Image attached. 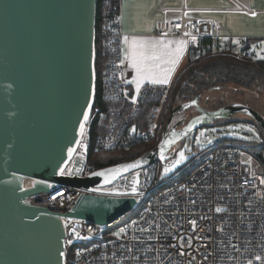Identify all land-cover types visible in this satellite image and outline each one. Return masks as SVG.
Wrapping results in <instances>:
<instances>
[{
    "label": "built area",
    "instance_id": "2783aa9c",
    "mask_svg": "<svg viewBox=\"0 0 264 264\" xmlns=\"http://www.w3.org/2000/svg\"><path fill=\"white\" fill-rule=\"evenodd\" d=\"M117 1L115 8L103 7L97 34L99 63L95 73L101 106H94V96L79 150L64 168L72 175L64 176L74 177L77 165H81L78 177L91 174L90 132L96 120L103 126L96 148L103 151L128 150L136 142H153L162 126L172 83L147 84L137 90L124 81L127 35L122 27V0ZM236 5L233 11L256 13L239 2ZM163 11H176L181 16L174 21L163 19L154 35L185 41L188 54L213 51L238 60L264 61V38L240 37L235 44L234 36L220 33L216 21L189 16L195 10L186 5ZM189 143L191 160L171 177H164L159 166L152 165L111 185L93 188V192L57 185L50 193L29 197L26 202L34 206L70 212L83 194L129 192L139 174L138 192L132 196L136 205L127 215L134 216L128 222L123 223L124 217L99 226L62 218L64 264H264V164L258 152L249 151L264 147V143L224 139L204 145L199 130L192 133ZM250 152L259 164L257 169L245 160ZM60 189L67 195L53 200V193Z\"/></svg>",
    "mask_w": 264,
    "mask_h": 264
},
{
    "label": "water",
    "instance_id": "95a60500",
    "mask_svg": "<svg viewBox=\"0 0 264 264\" xmlns=\"http://www.w3.org/2000/svg\"><path fill=\"white\" fill-rule=\"evenodd\" d=\"M97 1L0 0V264H64L62 218L115 223L136 205L131 196L140 176L135 192L83 194L70 212L34 206L29 197L57 185L93 192L153 164L171 167L178 156L172 148L237 112L249 114L264 132V117L256 110L234 104L209 111L200 107L198 94L172 111L158 145L137 160L88 177L77 176L81 165L74 177L60 175L81 140L83 114L90 115L93 105ZM192 107L197 116L182 128V122L169 128Z\"/></svg>",
    "mask_w": 264,
    "mask_h": 264
},
{
    "label": "trees",
    "instance_id": "16d2710c",
    "mask_svg": "<svg viewBox=\"0 0 264 264\" xmlns=\"http://www.w3.org/2000/svg\"><path fill=\"white\" fill-rule=\"evenodd\" d=\"M117 4V0L97 1L96 34L99 32L100 17L103 7L108 6L115 8ZM96 48H98V41H96ZM98 63L99 54L96 59L97 66ZM229 86L238 92L239 90H244L256 91L259 94H264V61H243L236 59L231 54L213 51L201 55H198L195 51L190 52L186 62L178 71L172 82V88L163 114L162 128L158 133L157 140L147 143H133L128 150H125L123 147H118L109 151L98 150L96 148V140L103 132V126L102 122L98 123V120H96L93 122L90 132L91 145L88 156L89 167L95 172L137 160L158 145L169 117L175 108L190 102L198 94L202 95L203 92L210 91L214 87H222V89H225ZM100 100V85L99 80H97L95 107L97 105L101 106ZM145 112H148V109L143 112L142 117H145ZM217 123L218 122L215 121L212 125ZM259 130L264 137V132L260 128ZM223 139L221 138L219 141ZM259 155L264 163V152H259ZM133 216L134 215L127 216L125 220H123V223L131 220Z\"/></svg>",
    "mask_w": 264,
    "mask_h": 264
},
{
    "label": "crops",
    "instance_id": "0c3cea01",
    "mask_svg": "<svg viewBox=\"0 0 264 264\" xmlns=\"http://www.w3.org/2000/svg\"><path fill=\"white\" fill-rule=\"evenodd\" d=\"M236 2L245 7L254 10L256 13L249 15L242 12L233 11L237 8ZM186 5L195 12L189 13V16L212 19L220 26L222 35L235 37H246L250 39L264 38V0H122L121 15L123 32L127 35L125 40V61L123 63V79L133 89H136L134 83L136 71L131 66L132 41H172V48L176 47L180 39L159 38L154 34L158 24L166 19L174 21L180 18L181 14L176 11L164 13V9L176 10ZM183 41V40H182ZM137 52H140L137 47ZM188 56L186 44L175 67L172 68L168 83L173 82L176 74L186 62ZM146 68L152 72L162 75L164 70L171 67L170 64L162 63L159 60L146 59L143 61ZM153 84L144 80L140 88ZM219 137L217 140H219Z\"/></svg>",
    "mask_w": 264,
    "mask_h": 264
},
{
    "label": "rangeland",
    "instance_id": "374dc122",
    "mask_svg": "<svg viewBox=\"0 0 264 264\" xmlns=\"http://www.w3.org/2000/svg\"><path fill=\"white\" fill-rule=\"evenodd\" d=\"M237 38L240 37L234 36L232 42L236 44ZM258 39L261 38H256L253 40H258ZM207 100L209 101L208 103ZM234 104L246 105L256 110L264 117V94L262 93L259 94L256 91L239 90L238 92L234 90V88L229 86L221 90H210L203 92L200 100V106L209 111L217 110L218 109L217 107L224 108L226 106H233ZM198 114H199L198 108L192 107L186 110L184 113L178 114L177 122H182L181 125H185ZM217 122L218 123L215 125L208 124L207 126H204L199 129V131L202 134V142L204 145L213 144L216 141V139H218L219 137H221L222 139L228 138V139H238L243 141L264 143V137L261 135V132L259 130L260 127L256 123L255 119L249 116V114L243 112H237L231 114L229 118L219 120ZM191 135L187 137L186 141H184L183 143L180 142V144L176 145V149L175 151H173V152H177L178 154L177 159L179 158V153L181 151L184 152V155L186 157L185 160H183L180 164L175 165V167H173V165L169 167L170 171L167 174H165L163 171L165 167L159 165L161 174L164 177H171L174 174L178 173L191 160L192 153L189 143ZM77 150H79V147L76 149V152ZM249 151H255L259 153V152H264V148L251 147ZM259 159L261 160L260 157ZM245 160L252 167L256 169L259 168V164L257 163V161L251 157V152L250 154L249 153L245 154Z\"/></svg>",
    "mask_w": 264,
    "mask_h": 264
},
{
    "label": "snow or ice",
    "instance_id": "6c2138e0",
    "mask_svg": "<svg viewBox=\"0 0 264 264\" xmlns=\"http://www.w3.org/2000/svg\"><path fill=\"white\" fill-rule=\"evenodd\" d=\"M179 27V25H177ZM187 35V33H185ZM195 39V37H193ZM127 42V38H125ZM176 47L172 48V41H165V40H157V41H132V54L130 57L131 60V66L135 69L137 75L134 83L136 84L137 90H139L141 83L144 80H148L150 83L153 84H166L168 83L169 76L171 74L172 68L175 67L176 63L178 62L180 55L182 54L184 50L185 41H177ZM137 47H139L140 52H137ZM146 59H153V60H159L162 63L170 64L171 67L164 70L162 75H158L154 72H152L150 69L146 68V66L143 64V61ZM89 119V115L87 112L83 114V121H87ZM81 122L80 124V135L83 136L85 125L84 122ZM251 131V129H250ZM74 150H69V156H71L72 152ZM186 157L184 155V152L179 153V158L175 160L173 167L175 165L180 164L183 160H185ZM138 163V162H137ZM135 165H127L126 167H134ZM164 173L167 174L170 171L169 167L164 168ZM60 175H72L71 171L65 172L64 168H61L59 171ZM94 175H104V173H94ZM133 191L135 192L136 189L134 188ZM60 195L57 193L56 195L52 196V199L55 200L56 196ZM217 211H221V209H217ZM195 224V221L192 222Z\"/></svg>",
    "mask_w": 264,
    "mask_h": 264
},
{
    "label": "bare ground",
    "instance_id": "6f19581e",
    "mask_svg": "<svg viewBox=\"0 0 264 264\" xmlns=\"http://www.w3.org/2000/svg\"><path fill=\"white\" fill-rule=\"evenodd\" d=\"M95 32H96V30H95ZM97 38H98V37H97V34L95 33V44H94V47H95V48H94V53H96V59H97V55L99 54V52H98V51H99V42H98V48H96V41H98ZM124 54H125V45H124ZM125 57H126V55H125ZM125 57L123 58V63H124V61H125ZM123 63H122V66H123ZM94 65H95L96 68L98 67V66L96 65L95 56H94ZM122 70H123V68H122ZM94 96H95V95H94ZM201 97H202V95H201ZM166 104H167V103H166ZM165 107H166V106H165ZM200 107H201V106H200ZM201 108H202V107H201ZM202 109H204V108H202ZM164 110H165V109H164ZM198 113H199V112H198ZM163 114H164V112H163ZM161 123L163 124V116H162V121H161ZM86 125H87V124H86ZM210 125H212V124H210ZM206 126H207V125H206ZM165 127H166V126H165ZM161 128H162V126H161ZM160 130H161V129H160ZM160 130H159V131H160ZM164 130H165V128H164ZM84 131H85V130H84ZM197 131H198V130H197ZM163 133H164V132H163ZM83 135H84V134H83ZM82 137H83V136H82ZM82 137H81V139H82ZM227 139H228V138H227ZM156 140H157V139H156ZM223 140H224V139H223ZM80 141H81V140H80ZM221 141H222V140H221ZM217 142H220V141L218 140V141H215L214 143H217ZM79 143H80V142H79ZM214 143H213V144H214ZM178 144H179V143H178ZM90 145H91V144H90ZM78 146H79V144H78ZM78 146H77V148H78ZM108 151H109V150H108ZM73 155H74V154H73ZM72 157H73V156H72ZM88 162H89V160H88ZM153 165H158V166H159V165H161V164L158 163V164H153ZM151 166H152V165H151ZM146 168H147V167H146ZM144 169H145V168H144ZM141 170H142V169H141ZM139 171H140V170H139ZM93 172H94V171H92L91 174H92ZM136 172H138V171H136ZM136 172H134V173H136ZM91 174H90V175H91ZM131 174H132V173H131ZM128 175H129V174H128ZM125 176H126V175H125ZM87 177H88V176H87ZM119 179H120V178H119ZM115 182H116V181H115ZM62 190H63V189H60L59 191L53 193V195L56 194V193H58V192H59V194H60V195H57V196H56V200L60 199V197H63V196H66V195H67V192H61V193H60V191H62ZM131 197H132V196H131ZM124 217L126 218L127 215L124 216ZM124 217H123V218H124ZM123 218H120V219H123ZM120 219H119V220H120ZM119 220H118V221H119ZM124 220H125V219H124ZM118 221H116V222H118ZM116 222H115V223H116ZM113 224H114V223H113Z\"/></svg>",
    "mask_w": 264,
    "mask_h": 264
},
{
    "label": "flooded vegetation",
    "instance_id": "af4514ba",
    "mask_svg": "<svg viewBox=\"0 0 264 264\" xmlns=\"http://www.w3.org/2000/svg\"><path fill=\"white\" fill-rule=\"evenodd\" d=\"M178 120H177V116L175 117V121L170 125V127L169 128H171L174 124H175V122H177ZM182 127H184V125H181L179 128H182ZM187 140V138H185L184 140H182L181 142L183 143L184 141H186ZM180 144V143H179ZM175 149H176V146L174 147V148H172L171 149V152H173V151H175Z\"/></svg>",
    "mask_w": 264,
    "mask_h": 264
}]
</instances>
